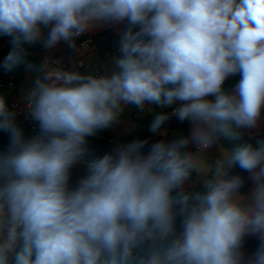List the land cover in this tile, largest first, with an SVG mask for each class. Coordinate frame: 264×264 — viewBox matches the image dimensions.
<instances>
[{"label": "clouds", "instance_id": "1", "mask_svg": "<svg viewBox=\"0 0 264 264\" xmlns=\"http://www.w3.org/2000/svg\"><path fill=\"white\" fill-rule=\"evenodd\" d=\"M124 21L110 74L50 66L32 81L26 99L38 136L24 138L0 96V131L10 138L0 153V264H264V141L221 143L239 140L264 109V0H0V36L13 46L0 67L24 63L23 45L44 28L51 48ZM128 104H176L174 115L195 125L199 151L179 138L145 156V142L133 141L93 157L70 187L88 138ZM168 118L156 115L150 130ZM213 144L220 157L210 162L204 150ZM235 165L252 176L248 197L229 174ZM193 173L203 191L173 195ZM247 235L260 239L249 258Z\"/></svg>", "mask_w": 264, "mask_h": 264}, {"label": "trees", "instance_id": "2", "mask_svg": "<svg viewBox=\"0 0 264 264\" xmlns=\"http://www.w3.org/2000/svg\"><path fill=\"white\" fill-rule=\"evenodd\" d=\"M127 27V21H125L124 29ZM7 36H0V40H3ZM119 40L120 37L115 36L111 30L104 31L102 33H99L92 37V43L90 45V49H92L95 54L97 60H101L103 58L110 57L115 51H119ZM12 44H7V47L4 51L0 52V63L3 62L4 58L7 56V54L12 50ZM25 49V60L24 63L16 67L15 69L11 71H6L2 67H0V77H3L4 75H8L9 77H12L15 84L21 82L24 80L25 76V68L27 65H30L33 69H40L42 67L41 61L38 57L34 56L33 51L31 47L28 44L23 45ZM77 71L83 72V73H91L90 68L84 67L78 68ZM240 75H232L229 76L223 85V88L226 92L231 93L232 90L235 88V85L239 82ZM130 109L136 110L138 109L135 105H129ZM154 108L158 109L160 106L158 105H152ZM176 107V104H173L170 107L164 108L161 111H158L156 115L165 113L168 115V119L165 121V123L161 126L160 129H165L167 131H173V130H181L186 129L189 125L188 120L180 121L177 117H172L169 113L170 111ZM240 139L236 141H228L224 140L221 143L223 146L228 150H233L237 145L241 143H249L252 144L254 147L258 146V143L260 141H264V131L259 134H250L244 129H240ZM112 135L110 132L102 129L98 130L97 133L88 138V152L85 154V156L82 158V162L89 163L90 160L93 157L102 156L105 152L114 151L113 150V144H112ZM144 141V147L141 149L143 152H149L150 147L152 144L161 142V138H158L155 142H149L145 140ZM10 145V138L9 134L4 131H0V151L6 150ZM216 146V144H214ZM217 147V146H216ZM229 174L231 176L239 177L242 180V187L239 190L240 194L243 195L252 186V181L249 177L248 172L242 170L238 165H235L229 169ZM190 182H194V186L191 190L188 192H201L203 191V188L199 182H196L194 173L189 177L188 179ZM177 189L174 191L173 195H176ZM182 220L183 216L179 215L175 219V227L177 232L182 230ZM260 245V239L253 237L251 235H247L243 238L241 243V248L246 250L247 252L255 255L257 248Z\"/></svg>", "mask_w": 264, "mask_h": 264}, {"label": "crops", "instance_id": "3", "mask_svg": "<svg viewBox=\"0 0 264 264\" xmlns=\"http://www.w3.org/2000/svg\"><path fill=\"white\" fill-rule=\"evenodd\" d=\"M124 24H125V21L121 22V23H108V24L98 25L93 30L85 32V34L88 37L92 38V37H94L95 35H97L99 33H102V32L107 31V30H111L112 33L115 36L120 37L121 33L125 30L124 29ZM47 34L48 33H46V30L44 28L43 32H42V39L38 40V41H36V42H34L32 44H28L31 47L34 56H36V57H38L40 59L41 64H42L41 68H43L45 65L47 67H49L50 65L55 66L54 63L52 62V60L48 57V55H47V48L48 47H45L44 42H43L47 38ZM76 45H77L76 40H73L71 42V44L67 43V42H64V41H61V42L57 43L54 47L49 48L50 53H51V58L56 59V60L59 59L61 61H64L66 66H67V68L70 69V70L75 69L77 67V63L79 62V60H82L84 65L86 67L90 68L91 72H94V73H97V74H101V75L110 74V71L107 69V66H110V64L112 63V60H113L112 55L113 54L110 57L103 58L101 60H97L96 54H95V52L92 49H89L86 53H84L82 55L78 54L77 50H76L77 49ZM119 56H120V50L118 51V57ZM95 68H98V72L94 71ZM233 90H232V92H233ZM129 105L130 104L125 105L124 107L126 109H129V110L133 111L134 114H135L134 115L135 117L138 116V112L140 111V109L132 110V109H130ZM151 107H153V106L151 105ZM176 107H177V105H176ZM159 108L158 109L154 108V109L158 112V111H161V110H159ZM194 129H195V125L193 123H191L190 121H189V125H188V127L186 129H181L184 132V138H188L189 141H190L189 144L187 145L185 151L192 152V153H193L192 146H193L194 142L191 141V137L193 135ZM242 129H244L245 131H247L250 134H259V133L263 132L264 131V109H262L261 115H260V117H259V119L257 121V124L254 127H252V128H242ZM162 130L166 131V133H158L155 138H156V140L158 138H161V142H165L166 143V142H168V140H170V133L172 131H167L165 129H162ZM157 131H160V130H157ZM173 131H179V130H173ZM145 136L141 135L139 137L138 141L144 140ZM24 138L28 139L25 136H24ZM111 141H112V144L114 146L113 139ZM8 148L6 150H4V151H0V153L6 152L8 150ZM209 148H212V154H211V157H210L209 161L210 162H214L215 160H217L220 157V153L218 151V148L216 146H214V144L210 145ZM113 150H114V147H113ZM87 165H88L87 163H84L82 161L77 162L71 169L70 179H72L73 177L77 178L79 176H85L87 174ZM249 177H250V179L252 181V186L248 190V192H246L245 194L242 195L244 197H248L250 192H251V189L255 186L251 174H249ZM186 188L188 190H191L193 187L190 188V187L186 186ZM178 189H180V188H178ZM178 189H177V192H178ZM251 236L259 238L256 235H251ZM241 251L245 252L246 250L244 251V249L241 248ZM243 254H244V256L246 258H249L248 255H246L245 253H243ZM251 256H254V255L252 254Z\"/></svg>", "mask_w": 264, "mask_h": 264}, {"label": "rangeland", "instance_id": "4", "mask_svg": "<svg viewBox=\"0 0 264 264\" xmlns=\"http://www.w3.org/2000/svg\"><path fill=\"white\" fill-rule=\"evenodd\" d=\"M4 42L6 44L11 43V38L5 37ZM112 57L113 58L118 57V51H115ZM111 66H112V63L110 64V66H107V69L109 71L111 70ZM49 67L45 65L43 68L35 70L30 65H27L25 68L24 80L15 84L13 88H7L5 91L0 89V96L5 95L6 98L8 99L15 98L19 101H27L26 97L28 95L32 81H34L38 76L42 74L41 70L47 71ZM52 67H56V66H52ZM94 71L98 72V68H95ZM162 109L164 108H161V107L159 108V110H162ZM156 113L157 111L153 107L149 106V107H146L143 111L140 110L138 112V116L135 117L134 116L135 114L133 111L126 109L124 107V111L120 114L117 121L113 123L110 127L104 129V130L109 131L112 134L114 150L118 149L122 145L129 144L133 141H138L141 135L142 136L146 135L144 139L145 141L155 142L156 141L155 137L158 133H166V131H163V130L156 131V132H152L150 130L151 121L156 116ZM179 138H184V132L182 130L172 131L170 133V140H168V142L166 143H171ZM196 152L198 151H194L193 153H196ZM204 152L210 159L211 154H212V148L205 149ZM141 153L145 156L148 154L147 152H143V151H141ZM204 163H205L206 169L211 168V163L209 161L205 160ZM194 175H195L196 182H198L195 173ZM83 177L84 176H79L77 178L73 177L72 179H70V182H69L70 187H74L78 183V181L82 179ZM194 184H195L194 182H189L187 180L180 187V189H178V192L179 193L188 192L189 190L186 188V186L191 188L194 186ZM180 207H181L180 205H176L175 207L176 217L181 215ZM243 253L248 255V257H252L251 256L252 254L246 251Z\"/></svg>", "mask_w": 264, "mask_h": 264}, {"label": "built area", "instance_id": "5", "mask_svg": "<svg viewBox=\"0 0 264 264\" xmlns=\"http://www.w3.org/2000/svg\"><path fill=\"white\" fill-rule=\"evenodd\" d=\"M46 33H48L49 29L45 28ZM77 45L76 50L78 54H84L90 49V45L92 43V38L88 37L85 33L80 35L79 37L75 38ZM7 47V44L4 42V40H0V52L4 51ZM47 55L52 60L54 65L56 67H60L61 69L65 71H71L67 68L64 61H61L59 59H53L51 58V53L49 50V47L47 48ZM84 67V63L82 60H79L77 63V67L73 70H77L78 68ZM15 86V82L12 79V77H9L8 75H4L3 77H0V89L5 91L7 88H13ZM3 97L6 100L7 107L10 112L14 114V122L17 127H19L25 137L28 139H31L35 136H38L40 134V128L38 122L33 120L29 114V108L27 101H19L15 98H6L5 95ZM174 109L173 108L170 111V115L172 117H176L174 115ZM209 148V147H208ZM206 148V149H208ZM192 151H199L197 145L194 143L192 146Z\"/></svg>", "mask_w": 264, "mask_h": 264}]
</instances>
